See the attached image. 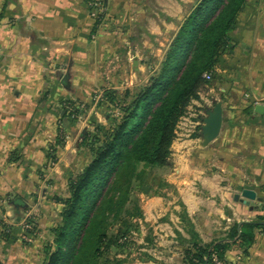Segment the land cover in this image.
Wrapping results in <instances>:
<instances>
[{"label": "crops", "instance_id": "obj_1", "mask_svg": "<svg viewBox=\"0 0 264 264\" xmlns=\"http://www.w3.org/2000/svg\"><path fill=\"white\" fill-rule=\"evenodd\" d=\"M101 1L106 17L96 28L92 6ZM196 2L0 0V222L13 226L12 239L0 241V264H45L43 245L52 242L62 209L48 192L91 162L75 142L81 121L63 118L64 108L70 102L82 108L105 90L139 88ZM230 40L213 84L177 126L170 184H148L139 196L142 218L133 237L139 258L127 264H184L183 252L195 241L210 243L263 213L264 0H247ZM216 102L222 129L205 147L201 129ZM99 110L88 114L91 122L99 121ZM246 189L261 201L237 200ZM15 197L28 203L27 211L12 205ZM28 217L34 220L29 242ZM239 256L264 264V232L247 255L232 248L226 259Z\"/></svg>", "mask_w": 264, "mask_h": 264}, {"label": "trees", "instance_id": "obj_2", "mask_svg": "<svg viewBox=\"0 0 264 264\" xmlns=\"http://www.w3.org/2000/svg\"><path fill=\"white\" fill-rule=\"evenodd\" d=\"M246 2L197 0L147 83L133 92H124L122 100L114 90L103 92L96 107H115L121 116L109 118L108 127L93 121L94 132H85L83 146L89 149L92 159L68 181L69 195L55 199L62 206L61 219L51 230L53 240L45 247V264L129 262L130 250L136 249L135 223L142 218L136 190L145 185L149 170L171 167L177 126L191 103L211 85L212 80L207 81L205 75L215 77ZM101 3L105 6V1ZM103 20L98 16L95 27ZM92 104L81 108L70 102L63 118L77 120ZM63 142L59 139L57 145ZM17 200L25 205L16 208ZM11 201L16 209L28 210L22 198ZM262 210L251 222L233 224L224 237L210 243L195 241L183 252L184 264H212L214 256L228 262L226 254L232 248L247 255L256 234L264 232V204ZM116 226L118 229L113 230ZM33 227V218H26L23 236L32 235ZM0 228V241H10L13 226L0 222Z\"/></svg>", "mask_w": 264, "mask_h": 264}, {"label": "rangeland", "instance_id": "obj_3", "mask_svg": "<svg viewBox=\"0 0 264 264\" xmlns=\"http://www.w3.org/2000/svg\"><path fill=\"white\" fill-rule=\"evenodd\" d=\"M172 37H173V34L171 35L170 40H172ZM168 46L169 45L165 44V49L166 50H167ZM165 49H164V51H165ZM157 66H158V64L155 67H153L152 69H150L149 72L146 73V75L144 77H142V78H140L138 80L139 86H142L145 83H147L148 78L157 69ZM212 84H213V82L211 81V85ZM94 95L95 94H93V98L91 99V103H93V104L87 110L86 116H80L77 119L78 121L79 120L81 121V123L79 124V128L77 127L78 131H77V134L75 136V138H76L75 142L76 143L78 142V144L81 142V144L83 145V140L82 139H83L84 134H85L86 131H90L92 133L94 132V126H92L91 121L89 119V115H88V114H91L93 110H95V107L97 106V102L100 99V97H98V96H96L94 98ZM122 96H123V93L120 94V99L121 100H122V98H121ZM99 109H100L99 110V112H100L99 121L100 122L96 121V123L100 124V125H103L105 127L109 126V123H110V121L108 122L109 118L112 120L113 118H118V117L121 116L120 110L115 108V107H111V108L101 107ZM70 146H73L72 143H70ZM89 152H90L89 149L87 147H84V154L86 155V153H89ZM89 154H91V152ZM52 165H54V164H52ZM52 165H51V167H52ZM172 167L173 166L171 165V167H168V168H157V169L149 170V175H148V178H147V181H146L145 185L138 186V189L136 190V195L138 196V198H139L141 193H148V192H146V189H147V187L150 184H170V183H168V179H169L170 175H172V172H173V168ZM52 168H54V167H52ZM42 186L43 187L44 186L48 187L49 185L48 184H43ZM39 192H41V191H39ZM39 192H38V194H39ZM67 192H68V184H66V182H65V184H62V183L61 184H54V191L52 192L51 188H50V190L48 192V194H49L48 196H52L53 198H56V197H59V198H64L65 197L66 198V196L69 195V194H67ZM56 208L58 210V207H56ZM57 210L53 209V212H55V215L58 213ZM53 215H54V213H53ZM24 223H25V220H24L23 224ZM117 229H118V226L114 227L113 230H117ZM47 244L48 243H45L43 245V250H45V247H46ZM137 252H138V249L137 250L136 249L130 250L129 262L131 260H136V259L139 258V255H138ZM142 257H143V255H142Z\"/></svg>", "mask_w": 264, "mask_h": 264}, {"label": "water", "instance_id": "obj_4", "mask_svg": "<svg viewBox=\"0 0 264 264\" xmlns=\"http://www.w3.org/2000/svg\"><path fill=\"white\" fill-rule=\"evenodd\" d=\"M223 124V108L222 102H216L213 107L207 111V116L204 119V124L201 129V136L203 139V146H208L214 142L220 135ZM236 199L242 203L249 204L251 201L261 199L257 198V193L253 190L246 189L241 195H237ZM20 200L14 202V206L19 208L24 206Z\"/></svg>", "mask_w": 264, "mask_h": 264}, {"label": "built area", "instance_id": "obj_5", "mask_svg": "<svg viewBox=\"0 0 264 264\" xmlns=\"http://www.w3.org/2000/svg\"><path fill=\"white\" fill-rule=\"evenodd\" d=\"M94 6L96 7V11L93 12V15L95 18H97L98 16L102 17L103 19H105L106 17V7L101 3V2H97L94 4ZM1 46H0V53H1ZM207 81H211L212 80V76L211 74H206L205 75ZM25 225V223H24ZM29 228V227H27ZM24 240L25 241H30L29 238L27 236H24ZM212 264H245L244 263V259L242 256H239L236 261L234 262H223L221 260H219L216 256H214L213 258V263Z\"/></svg>", "mask_w": 264, "mask_h": 264}]
</instances>
